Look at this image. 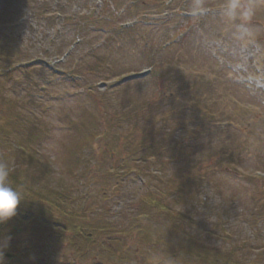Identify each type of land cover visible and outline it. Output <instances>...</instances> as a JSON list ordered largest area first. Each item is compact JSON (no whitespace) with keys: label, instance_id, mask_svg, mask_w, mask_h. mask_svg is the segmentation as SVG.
Segmentation results:
<instances>
[{"label":"rangeland","instance_id":"374dc122","mask_svg":"<svg viewBox=\"0 0 264 264\" xmlns=\"http://www.w3.org/2000/svg\"><path fill=\"white\" fill-rule=\"evenodd\" d=\"M7 1L0 160L26 203L0 226L5 254L31 259L27 215L52 232L53 264H264V0H241L255 7L244 40L225 0Z\"/></svg>","mask_w":264,"mask_h":264},{"label":"clouds","instance_id":"9594fccd","mask_svg":"<svg viewBox=\"0 0 264 264\" xmlns=\"http://www.w3.org/2000/svg\"><path fill=\"white\" fill-rule=\"evenodd\" d=\"M255 15V7L251 2L241 3V0H225L221 9V16H226L233 21H239L238 38L250 39L251 29L248 22ZM12 167L5 160H0V224H6L13 220L21 205L25 204L22 193L14 187L10 181ZM10 237L0 241V264H8L5 253L9 251Z\"/></svg>","mask_w":264,"mask_h":264},{"label":"flooded vegetation","instance_id":"af4514ba","mask_svg":"<svg viewBox=\"0 0 264 264\" xmlns=\"http://www.w3.org/2000/svg\"><path fill=\"white\" fill-rule=\"evenodd\" d=\"M37 218L35 220H32V218L29 219V216L26 215V217L23 218V222L21 225L24 228H21L17 232L20 235L23 233L22 235L23 240L20 239L19 242L22 245L23 243H25L30 246V251L28 252L24 250L23 256L30 255L31 259L29 261H25V260L23 261L22 259H20L21 256L17 257L16 255H12V254H5V258L8 261V264L10 263L11 264H53V241L50 240V234L52 232L48 234L47 237L42 236L46 233L45 231L44 233H42V235L36 232L38 229L40 230V227L42 225H44L43 223H40L41 221H39L42 220V217L39 216ZM0 226H1V230H4L7 227H9L8 224H0ZM14 229L16 230V228L13 227V230ZM24 235H26L27 238L24 237ZM33 256L38 257L37 260H33ZM64 260H65V264H68L67 259L64 258Z\"/></svg>","mask_w":264,"mask_h":264},{"label":"trees","instance_id":"16d2710c","mask_svg":"<svg viewBox=\"0 0 264 264\" xmlns=\"http://www.w3.org/2000/svg\"><path fill=\"white\" fill-rule=\"evenodd\" d=\"M9 3V0L7 1V4ZM209 116L212 118V117H214L215 116V114H209ZM227 121H230V120H227ZM230 122H233V120H231ZM1 123V122H0ZM2 124V123H1ZM7 132H9V130L7 131ZM19 132V131H18ZM13 133V132H12ZM105 139V138H104ZM103 139V140H104ZM29 141L31 142V138L29 139H26L24 142H28L29 143ZM32 141H34V139L32 140ZM87 141L89 142L90 141V138L88 137L87 138ZM185 144V143H184ZM183 146V145H182ZM27 147H25V146H23L21 143H18L17 144V150H18V152H19V154H21L22 155V157H27V158H29L30 160H33V159H35L36 158V156H34L30 151V154H28V153H26V151L28 150V149H26ZM161 149H159L157 152H159ZM157 152H156V154H157ZM25 154V155H24ZM29 160V161H30ZM18 165H21L22 166V163H19ZM30 167H31V169H35L36 171H39V169H41L40 168V164L39 163H36V162H31L30 161ZM227 165L228 166H235V164L234 163H227ZM228 166H226V164H224V167H228ZM30 170H28V171H26V170H23L22 172L24 173H26V172H29ZM42 174H44L45 175V178H47L46 177V173H44V170H42L41 169V171H40ZM114 173V172H113ZM111 174V176H115L116 174L114 173V174ZM187 180V179H186ZM186 180H185V182L184 183H181L182 185H184V186H186L185 185V183H186ZM190 179H188V181H189ZM262 182H264V181H262ZM182 185H180L179 186V189L182 191V190H184L183 188H184V186H182ZM56 194H57V192H55V191H53V196H54V199H56L57 198V196H56ZM58 195H60V193L58 194ZM61 196V195H60ZM62 197V196H61ZM55 206H53V216L57 219V220H62V218H64L65 216H67V214L69 213V212H71V210L70 209H68L66 206L67 205H65V206H61V207H59V202H58V200H57V202L55 201ZM151 206H152V208H154V207H156L158 210H159V212L160 213H162V214H164V213H166V212H168V207L166 206V205H164V203L163 204H160V201L158 200V198L157 197H153L152 199H151ZM149 217V216H148ZM148 219H151V217H149ZM147 219V220H148ZM42 221H44L43 219H42ZM44 224L46 223V222H43ZM55 226H56V228H57V226H61V225H56V224H54ZM61 227H63V226H61ZM60 227V228H61ZM74 229H76V227H74ZM143 231V230H142ZM82 233L83 232H80V235H82ZM85 235V234H84ZM86 236V235H85ZM84 236V237H85ZM227 236V235H226ZM160 243H162V244H164L165 243V241H159ZM232 247V246H231ZM234 249H230V251L227 253V254H225L226 255V257H231V260H232V258L234 259V256H236V254H234L233 255V252H231L232 250H235L236 249V247H233ZM195 251H197V248H195ZM238 250H236V252H237ZM219 252V250L217 249V248H213V249H210L209 251H207V252H205V251H202V252H200L202 255H203V257L204 258H206V259H208V258H210L209 256H211V255H213V256H216V254Z\"/></svg>","mask_w":264,"mask_h":264}]
</instances>
